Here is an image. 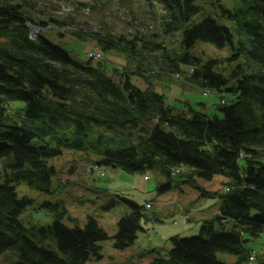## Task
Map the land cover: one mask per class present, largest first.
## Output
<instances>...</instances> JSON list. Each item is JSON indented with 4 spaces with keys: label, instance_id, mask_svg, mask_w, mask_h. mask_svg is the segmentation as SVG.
Segmentation results:
<instances>
[{
    "label": "trees",
    "instance_id": "obj_1",
    "mask_svg": "<svg viewBox=\"0 0 264 264\" xmlns=\"http://www.w3.org/2000/svg\"><path fill=\"white\" fill-rule=\"evenodd\" d=\"M57 1L76 15L85 13L81 7L88 15L105 13L108 4L127 14L145 9L164 36L179 34L177 49L165 56L170 70L183 68L188 83L221 94L223 117L191 107L176 113L153 88L132 85L133 75L146 78L156 62L146 56L165 51L146 22L127 19L116 33L103 18L97 31L46 16L43 0H0V142L10 145L0 151V257L9 264H98L102 241L112 239L118 251L135 245L148 202L131 203L113 237L92 217L73 228L59 212L49 225L24 218L35 202L17 188L51 194L58 173L50 160L83 153L91 169L157 174L165 180L160 192L184 185L219 197L218 213L202 221L197 236L171 238V249L150 264H264L245 247L264 234V0H235L232 9L215 1L220 26L212 19L194 23L202 11L197 2L209 0ZM35 27L41 32L32 38ZM64 36L120 54L131 67L109 68L103 56L82 61L60 42ZM203 44L224 54L208 56L198 50ZM216 176L226 180L222 192L197 183Z\"/></svg>",
    "mask_w": 264,
    "mask_h": 264
},
{
    "label": "rangeland",
    "instance_id": "obj_2",
    "mask_svg": "<svg viewBox=\"0 0 264 264\" xmlns=\"http://www.w3.org/2000/svg\"><path fill=\"white\" fill-rule=\"evenodd\" d=\"M69 1L81 4L90 2V0ZM215 1L220 2L228 9H232L235 4V0H209L206 3L199 1L196 5H201L202 11L197 15L194 23L212 19L218 26L222 24L217 16L220 9L214 6ZM43 2L47 8L42 9L46 16L61 19V21L67 18L69 24L83 25L84 28L88 27L91 30H97L98 28L96 29L94 24L100 25L105 20H107L108 26L116 30V33L125 31L123 26L126 25L127 19L136 17V20L146 22L150 25V33L158 36L156 40L162 44L165 51L146 56L147 58H154L156 62L151 67L149 66L151 71L149 70L150 72L146 74V78L133 75L131 77L132 85L141 91L150 87L153 88L163 95L166 105L173 108L176 113L185 112L187 108L191 107L193 110L202 111L210 117L215 115L219 118L223 117V113L217 109V106L221 104V94L210 90L205 91L188 83L183 68L180 71L170 70L172 62L165 56L168 54L167 52L170 54L177 49L179 34L164 36L159 26L160 23H156V26H154L155 24L152 25L153 23L148 19L149 15L144 11L145 9H132L127 14L119 6L114 8L107 3L108 8L105 13L102 11L94 15L89 14V17L85 7H81L85 13L76 15L70 13L72 11H70L68 3L57 0H43ZM117 10L121 16H123L122 13L124 14L123 18L115 17L118 14ZM46 16L42 18L48 21ZM103 18H105L104 21H102ZM132 24L139 23L132 22ZM40 32L35 27L30 35L32 38H36ZM52 37L53 42L57 43V36L52 35ZM60 42L82 61H86L92 53L93 58L91 59L97 60L103 56L109 68L121 69L128 65L125 58L115 52L103 53L91 44L92 50L90 51L89 44L80 43L67 36H64ZM198 50H204L208 56L224 54L212 46L204 44L199 45ZM161 54H164L163 57ZM104 58L103 60H105ZM223 96L227 101L234 99L230 93H223ZM91 160L94 161V159ZM87 161L88 156L83 153L69 154L50 160V165L58 173V179H54V189L51 194L38 193L24 185L17 189L20 197L25 195L35 202L34 206L29 208L24 216L25 219L30 218L32 223L49 225L54 219V214L59 212L62 213V223L73 228L75 225L82 227L86 219L92 217L109 237H113L117 233L119 221L133 212L131 203L141 207L148 202L149 209L147 206L146 211L141 210L146 217H143L140 223L141 230L137 234L135 245L124 251H118L113 248L112 239L102 241L100 244L103 259L98 264L111 262L116 264H150L154 257L163 256L171 249V238L175 236L179 238L197 236L202 221L213 218L218 213L220 199L217 196L211 199L204 198L199 191L184 185L176 186L170 191L164 192L162 190L160 192V186L164 184L165 180L155 173L128 174L122 170L105 166L91 169L85 164ZM73 167H75L74 173L69 174V168ZM84 169H86L85 174H91L94 177L93 182H91L90 176L89 178L85 177L82 172ZM197 183L205 191L214 194L224 190L226 180L221 176H216L210 182L197 181ZM43 203H49L50 206L42 207ZM245 247L255 253L259 261H264V234L246 242ZM154 251H158L160 254L156 255ZM224 258L228 262L232 260L227 256ZM8 262L9 259L6 256L0 257V264H9Z\"/></svg>",
    "mask_w": 264,
    "mask_h": 264
},
{
    "label": "water",
    "instance_id": "obj_3",
    "mask_svg": "<svg viewBox=\"0 0 264 264\" xmlns=\"http://www.w3.org/2000/svg\"><path fill=\"white\" fill-rule=\"evenodd\" d=\"M10 147L7 142H0V151L6 150Z\"/></svg>",
    "mask_w": 264,
    "mask_h": 264
},
{
    "label": "built area",
    "instance_id": "obj_4",
    "mask_svg": "<svg viewBox=\"0 0 264 264\" xmlns=\"http://www.w3.org/2000/svg\"><path fill=\"white\" fill-rule=\"evenodd\" d=\"M92 55H93L92 53H91V55H89V58H90V59L93 58ZM250 260H253V258H250Z\"/></svg>",
    "mask_w": 264,
    "mask_h": 264
}]
</instances>
